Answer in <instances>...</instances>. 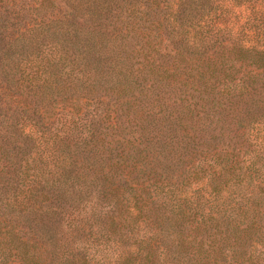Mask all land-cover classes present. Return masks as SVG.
<instances>
[{
  "label": "trees",
  "instance_id": "16d2710c",
  "mask_svg": "<svg viewBox=\"0 0 264 264\" xmlns=\"http://www.w3.org/2000/svg\"><path fill=\"white\" fill-rule=\"evenodd\" d=\"M0 264H264V0H0Z\"/></svg>",
  "mask_w": 264,
  "mask_h": 264
}]
</instances>
